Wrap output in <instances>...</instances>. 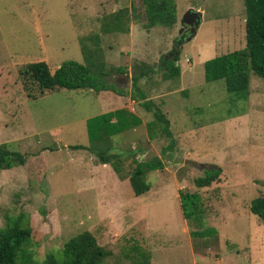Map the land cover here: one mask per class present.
<instances>
[{
	"label": "rangeland",
	"instance_id": "1",
	"mask_svg": "<svg viewBox=\"0 0 264 264\" xmlns=\"http://www.w3.org/2000/svg\"><path fill=\"white\" fill-rule=\"evenodd\" d=\"M173 1L174 27L146 29L134 19L129 33L105 35L106 18L142 2L0 0V145L26 158L24 165L0 169V232L17 220L30 228L33 264L85 232L106 251L104 264H264V223L250 210L264 197V80L251 73L250 95L241 99L228 93L225 80L205 79L206 62L245 48V0ZM191 9L203 13L202 24L183 46L180 78L166 80L163 58L179 49ZM97 34L107 70L115 71L108 80L125 96L65 89L40 95L37 88V99L28 96L21 79L27 65L45 61L54 72L68 61L84 64L81 39ZM141 63L156 66L138 87L170 120L173 144L158 127L152 136L154 116L133 100V81L121 78L132 80ZM121 108L143 121L112 139L111 153L124 154V174L134 160L159 157L165 164L148 174L151 190L141 197L95 154L70 148L90 145L88 120ZM212 169L222 171L219 181L197 188L195 179ZM180 192L203 198L202 227L184 218ZM200 229L217 234L191 235Z\"/></svg>",
	"mask_w": 264,
	"mask_h": 264
},
{
	"label": "trees",
	"instance_id": "2",
	"mask_svg": "<svg viewBox=\"0 0 264 264\" xmlns=\"http://www.w3.org/2000/svg\"><path fill=\"white\" fill-rule=\"evenodd\" d=\"M142 7L136 5L125 8L111 14L102 25V33H129L130 22L137 19L146 29L155 27H174L178 23L177 5L173 0H139ZM246 9V46L244 49L229 53L205 63V79L208 83L225 80L228 93L241 99H248L250 95L251 73L264 80V0H245ZM90 42V43H89ZM178 45V41H176ZM84 64L75 61L63 63L56 71L52 72L46 62H37L27 65L21 71L23 88L28 96L33 99L37 88L40 95L55 92L59 89L70 91L93 90L97 93L111 91L120 96H125L123 89L117 88L108 80L115 74L113 70H107L105 64V51L102 47L101 35L97 34L88 39H81ZM166 80L180 78L181 61L180 50H175L172 58H163ZM136 75L133 77V87L136 91L134 101L154 116L149 129L153 131L158 127L163 135L173 141L170 120L162 109L151 100L138 87V83L155 73L156 66L152 67L141 63L136 67ZM116 72L125 74L124 68H118ZM32 91V93H31ZM139 98V100L137 99ZM143 101V102H141ZM143 124L142 119L128 109H119L87 122V130L90 140L89 146L75 145L72 150H88L95 154L99 164L110 165L120 179L128 178L136 197H141L151 190V184L147 180L148 174L163 170L164 162L159 157L149 161L135 162L129 176L124 174L122 153L113 151L112 139L127 131L134 130ZM134 158L137 153L133 152ZM26 158L17 152H11L7 145H0V169L10 170L16 166L24 165ZM222 171L212 169L205 171L203 176L195 179V185L199 189L209 188L219 181ZM181 207L184 218L196 226L202 227L205 221L203 198L199 193L180 192ZM251 212L258 216L264 223V197L254 199L250 207ZM217 231L213 229L192 231L195 238L213 237ZM32 239V230L22 226L21 220L14 221L7 229L0 232V264H33L28 254V247ZM143 257V256H142ZM147 259L148 256H144ZM107 258L106 251L98 245L96 238L89 232L72 238L65 244L58 255H50L41 264H104ZM144 264H147L144 263Z\"/></svg>",
	"mask_w": 264,
	"mask_h": 264
},
{
	"label": "water",
	"instance_id": "3",
	"mask_svg": "<svg viewBox=\"0 0 264 264\" xmlns=\"http://www.w3.org/2000/svg\"><path fill=\"white\" fill-rule=\"evenodd\" d=\"M202 21H203V13L201 11L191 9L185 14V16L183 17V20H182V31H184L183 30L184 26H188L189 29L187 30L186 34L184 36H181L180 39L178 40L180 52L183 50L184 44L186 42L191 41L197 35V32H198V30L202 24ZM172 55H173V53L168 54L167 59H169V57H171ZM121 78L126 83H129L132 81L131 78L129 76H126V75H122ZM186 164L191 165L196 169L202 168V166L200 164H198L197 162H194V161L187 160ZM235 247H236L235 245H231L230 250H232Z\"/></svg>",
	"mask_w": 264,
	"mask_h": 264
},
{
	"label": "crops",
	"instance_id": "4",
	"mask_svg": "<svg viewBox=\"0 0 264 264\" xmlns=\"http://www.w3.org/2000/svg\"><path fill=\"white\" fill-rule=\"evenodd\" d=\"M177 17H178V15H177ZM179 23V22H178ZM177 23V24H178ZM132 32H133V29H132ZM168 55V54H167ZM43 62H45V61H43ZM37 63V62H36ZM91 91H93V90H91ZM93 92H95V91H93ZM105 92H109V91H104V92H102V95H104L103 93H105ZM101 97H103V96H101ZM120 97V96H119ZM122 97V96H121ZM108 107V106H107ZM121 109H126V108H121ZM116 110H119V109H116ZM115 110V111H116ZM130 111V110H129ZM111 112H113V111H111ZM133 113V112H132Z\"/></svg>",
	"mask_w": 264,
	"mask_h": 264
},
{
	"label": "flooded vegetation",
	"instance_id": "5",
	"mask_svg": "<svg viewBox=\"0 0 264 264\" xmlns=\"http://www.w3.org/2000/svg\"><path fill=\"white\" fill-rule=\"evenodd\" d=\"M188 29H189V27H188ZM186 32H187V31H186ZM186 32H185V31L182 32V35H181V36H184V35L186 34ZM181 36H180V37H181Z\"/></svg>",
	"mask_w": 264,
	"mask_h": 264
}]
</instances>
